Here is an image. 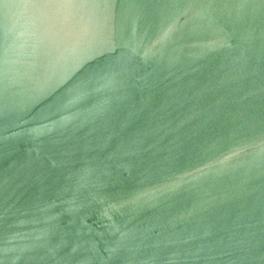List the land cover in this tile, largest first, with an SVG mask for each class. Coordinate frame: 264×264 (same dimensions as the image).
Masks as SVG:
<instances>
[{"label": "water", "instance_id": "1", "mask_svg": "<svg viewBox=\"0 0 264 264\" xmlns=\"http://www.w3.org/2000/svg\"><path fill=\"white\" fill-rule=\"evenodd\" d=\"M0 264H264V0H0Z\"/></svg>", "mask_w": 264, "mask_h": 264}]
</instances>
